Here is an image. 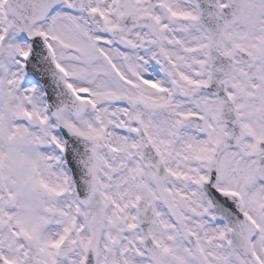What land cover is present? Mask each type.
I'll return each instance as SVG.
<instances>
[{
    "label": "snow or ice",
    "instance_id": "obj_1",
    "mask_svg": "<svg viewBox=\"0 0 264 264\" xmlns=\"http://www.w3.org/2000/svg\"><path fill=\"white\" fill-rule=\"evenodd\" d=\"M0 264H264V0H0Z\"/></svg>",
    "mask_w": 264,
    "mask_h": 264
}]
</instances>
